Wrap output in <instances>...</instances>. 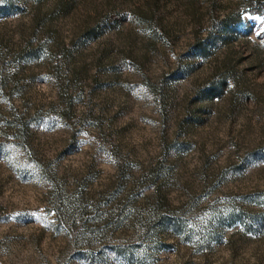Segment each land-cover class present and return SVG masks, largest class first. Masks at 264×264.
<instances>
[{
  "label": "rangeland",
  "instance_id": "obj_1",
  "mask_svg": "<svg viewBox=\"0 0 264 264\" xmlns=\"http://www.w3.org/2000/svg\"><path fill=\"white\" fill-rule=\"evenodd\" d=\"M0 264H264V0H0Z\"/></svg>",
  "mask_w": 264,
  "mask_h": 264
}]
</instances>
